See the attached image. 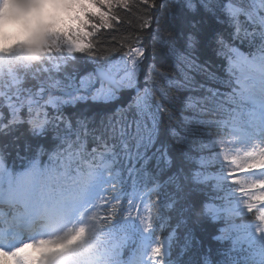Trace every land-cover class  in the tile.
Instances as JSON below:
<instances>
[{"label":"snow or ice","instance_id":"1","mask_svg":"<svg viewBox=\"0 0 264 264\" xmlns=\"http://www.w3.org/2000/svg\"><path fill=\"white\" fill-rule=\"evenodd\" d=\"M39 2L42 19L63 22L59 0ZM83 2L71 27L44 33L52 40L42 63L14 83L0 81V254L17 251L30 201L50 196L53 185L98 184L100 206L135 219L145 234L156 227L154 212L169 222L177 213L185 228L173 230L174 264H248L233 227L220 226L230 210L215 202L208 160L258 109L264 118L255 99L264 98V0ZM177 10L194 18L173 34L160 20L175 23ZM233 68L259 79L238 81ZM14 154L40 166L17 169ZM223 158L247 210L257 212V236L264 234V180L240 179L264 171V145ZM201 210L206 219L189 228L184 214ZM154 238L144 259L165 264L162 237ZM259 254L264 264V246Z\"/></svg>","mask_w":264,"mask_h":264},{"label":"trees","instance_id":"2","mask_svg":"<svg viewBox=\"0 0 264 264\" xmlns=\"http://www.w3.org/2000/svg\"><path fill=\"white\" fill-rule=\"evenodd\" d=\"M62 4V23H57L55 20L51 19L45 20L48 23H42L44 19L40 20L41 22L39 20L33 21L31 35L28 39H18L11 47L0 48V54L2 53L6 57L10 54L8 50H14L15 54L13 58H8L10 61L7 64L0 67V75L3 72V75L0 76V81H9L11 78H14L18 72L28 71L35 65L42 63L47 55L49 41L52 40L51 36H49L48 39H45L44 33H55L63 28L71 27L75 23L74 18H78L77 15H73V11L78 15H82V9L84 7L83 0H63ZM177 11L179 12L180 18L175 23L166 20L163 16L160 20L162 28L173 34H175L179 28L186 26L188 21L194 18L191 14L180 10ZM15 46L19 48L21 47L20 49L23 53L17 54V48H15ZM158 49L159 45L157 44V51ZM30 53H32V55ZM149 55H151V51L149 52ZM3 57L4 56H2V58ZM4 70L6 71L5 73ZM232 70L233 69L229 70L230 75ZM12 151L15 153L14 147ZM231 156H233L231 153L225 151L221 153L217 149H213L208 160V163L211 165V186L215 195V202L219 203L221 207H227L224 203L233 205L232 211H230L229 215L222 218L220 226H232V234H234V236H239V246L237 247L236 252L240 254L241 258L246 259L248 264H262L259 251L264 244L252 245L242 243V241L245 240V238H242V234L244 235L248 233L246 229L251 221H255L257 212L250 213L247 210L246 197L241 195L238 191L241 185L231 183L228 173L233 171V165L231 163H226L223 158ZM32 161L33 160L30 159H16L15 154L9 158V163L15 165L17 169H22L28 166ZM240 179L246 184H251L254 182V175L251 173H244ZM201 199H203V197H201ZM231 201L233 203H229ZM237 205H243L244 209L239 211V209H236ZM179 207L180 205L176 206L177 209H179ZM102 215L104 218H102ZM184 215L189 217L187 221V226L189 228L192 227L194 223L198 224L206 219L202 210L197 213L196 217H191L188 213H185ZM96 216L99 219L96 221L92 232L75 245L77 252L76 257L82 264L101 258L111 260L116 259L120 256V250L126 252L137 245L140 234L137 229L138 221H134V224H132L131 227L127 226L121 233L124 235V237H122L119 234L117 236L110 234L111 231H116L118 226L125 220L126 216L123 215L122 212H112L110 208H102L101 214L98 213ZM171 216V222L168 221L167 214H165V219L156 220L154 212L153 219L156 224V227L152 232L154 237L161 236L162 239H166L170 236V241L172 242L175 239L173 234L174 229L179 228L181 230L179 234H183L185 225L180 222V217L176 212L171 213ZM102 235H104L103 237L107 240L102 239ZM175 257L176 252L172 251L168 258L169 264H174Z\"/></svg>","mask_w":264,"mask_h":264},{"label":"rangeland","instance_id":"3","mask_svg":"<svg viewBox=\"0 0 264 264\" xmlns=\"http://www.w3.org/2000/svg\"><path fill=\"white\" fill-rule=\"evenodd\" d=\"M5 0H1L0 2V7L3 6ZM12 3L20 5L23 9H25V11H30V10H39L41 9L40 7V2L39 0H12ZM70 12V11H69ZM73 15H77V17H79L80 15H78L77 13H75V11H73ZM76 20V18H74ZM42 23H48L47 21H42ZM11 40V39H10ZM18 40V39H17ZM17 40H15L14 38H12L11 43L7 46V47H11L13 43H15ZM17 46V45H16ZM17 48V54L23 53V51L19 48ZM8 52L10 54H8V57H6L5 55H3L2 53L0 54V67L7 64L11 59V57H14V50H8ZM32 55V53H30ZM2 56H4L2 58ZM8 61H7V60ZM6 71L4 70V73ZM3 75V72L0 76ZM247 77V78H245ZM251 77V78H248ZM246 79L248 80H258L259 79V74L252 76L247 74L245 71H241V73L237 76L236 80L238 81H245ZM9 81H12L14 83V78H11ZM252 84V83H249ZM256 101L258 104H262L264 105V98L262 97H255ZM264 128V118H262L261 112H258L257 114L254 115V117H252V120L250 122H248V124L245 126V130L241 133H237V134H233L230 136V143H228L230 149L237 155V156H243V153L245 152H249V151H253L258 149L262 144L264 139L259 137V132L262 131V129ZM243 162V161H242ZM261 178L264 180V174H260ZM258 228V225L255 224L253 226V228L251 227V229H253L254 233L256 234V229ZM77 230H70L66 233H64L62 236L54 238L52 240L56 241V244L53 245H42L39 243L34 244V252L37 249H40L38 255H34L33 253L30 254L29 256H26V264H60L62 263L67 256H69V253L67 251V249L69 248V246L71 244H68L67 241L69 240V237L76 235L77 234ZM148 236L144 235L143 237V256H147V254L150 251V247L151 245L155 244H151L148 242ZM257 234L255 235V239L257 238ZM238 239V238H237ZM254 240V237H253ZM164 244V261L166 264V259L168 256V245H169V241H165L163 242ZM42 254H47V258H43ZM5 258H6V264H16V262L14 261V259L10 256V255H6L4 254Z\"/></svg>","mask_w":264,"mask_h":264},{"label":"clouds","instance_id":"4","mask_svg":"<svg viewBox=\"0 0 264 264\" xmlns=\"http://www.w3.org/2000/svg\"><path fill=\"white\" fill-rule=\"evenodd\" d=\"M33 21L30 13L12 0H5L0 7V48L7 47L11 40L9 37L19 40H26L31 35ZM40 249L33 254L38 255Z\"/></svg>","mask_w":264,"mask_h":264},{"label":"bare ground","instance_id":"5","mask_svg":"<svg viewBox=\"0 0 264 264\" xmlns=\"http://www.w3.org/2000/svg\"><path fill=\"white\" fill-rule=\"evenodd\" d=\"M245 82L248 83V84L249 83H253L252 80H248V79H246ZM259 137L264 139V132L262 134H259ZM262 145H264V141H263ZM0 259H2L3 264H6V258H5V256L3 254H0Z\"/></svg>","mask_w":264,"mask_h":264}]
</instances>
